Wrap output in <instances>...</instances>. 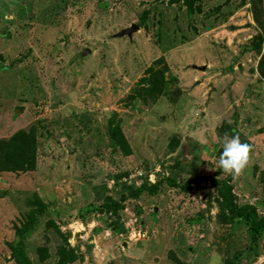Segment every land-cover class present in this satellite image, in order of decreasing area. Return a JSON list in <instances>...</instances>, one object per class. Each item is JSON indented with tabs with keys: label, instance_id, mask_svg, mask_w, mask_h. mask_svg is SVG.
Returning <instances> with one entry per match:
<instances>
[{
	"label": "rangeland",
	"instance_id": "rangeland-1",
	"mask_svg": "<svg viewBox=\"0 0 264 264\" xmlns=\"http://www.w3.org/2000/svg\"><path fill=\"white\" fill-rule=\"evenodd\" d=\"M251 2L202 0L189 15L182 0H0V139L37 133L35 169L0 172V264H15L14 228L34 201L32 264H55L59 245L77 255L66 264H264V235L250 253L246 226L218 220L216 192L228 178L264 214V29ZM227 127L251 146L238 175L217 165ZM195 176L191 190L165 182ZM157 181L117 214L96 211Z\"/></svg>",
	"mask_w": 264,
	"mask_h": 264
},
{
	"label": "trees",
	"instance_id": "trees-1",
	"mask_svg": "<svg viewBox=\"0 0 264 264\" xmlns=\"http://www.w3.org/2000/svg\"><path fill=\"white\" fill-rule=\"evenodd\" d=\"M159 1V0H156ZM170 3H175L180 0H168ZM186 6L187 13L192 15L195 11L200 10L202 0H182ZM262 0H252L251 10L254 21L259 28L264 29V23L261 19ZM262 40V39H261ZM257 45H259V42ZM231 135L236 134L232 131V127H227V132ZM228 132V134H229ZM36 137L37 133L34 127L27 130H18L8 138L0 139V172H28L36 167ZM202 180L201 177L195 176L186 181L184 185L173 179H166V183L171 186H178L183 190H191L195 183ZM162 181H157L154 184L143 182L136 188L121 195L117 201H105L97 212H107L109 214H117L124 207V203L129 200H137L143 192L154 194L158 191ZM217 203L219 206L218 220L224 223L241 222L246 226L249 237L250 246L248 251L256 254V245L259 239L264 235V214H260L257 207L252 204H239L233 193L230 180L222 179L216 183ZM35 207L29 211L25 220L14 228L17 240L10 245V256L15 264H32L30 259L24 252V236L34 227L38 215L43 212L44 205L38 201L32 203ZM94 211V207L88 206L85 212ZM197 218L196 220H199ZM52 224V223H51ZM116 223L112 224L115 227ZM58 230V228L55 226ZM65 242H67L65 238ZM36 252L40 259L47 255L46 247H38ZM55 264H66L77 258L73 248H65L62 245L57 246L55 251Z\"/></svg>",
	"mask_w": 264,
	"mask_h": 264
},
{
	"label": "clouds",
	"instance_id": "clouds-1",
	"mask_svg": "<svg viewBox=\"0 0 264 264\" xmlns=\"http://www.w3.org/2000/svg\"><path fill=\"white\" fill-rule=\"evenodd\" d=\"M250 145L242 143L238 135H225L221 141L218 167L226 174L238 175L248 163Z\"/></svg>",
	"mask_w": 264,
	"mask_h": 264
},
{
	"label": "water",
	"instance_id": "water-1",
	"mask_svg": "<svg viewBox=\"0 0 264 264\" xmlns=\"http://www.w3.org/2000/svg\"><path fill=\"white\" fill-rule=\"evenodd\" d=\"M87 52H88V51L85 50V51L82 53V55H85ZM153 211H154V212L157 211V208H154Z\"/></svg>",
	"mask_w": 264,
	"mask_h": 264
}]
</instances>
